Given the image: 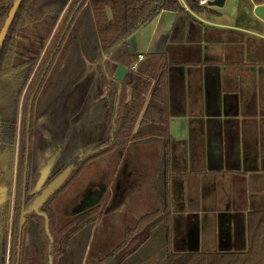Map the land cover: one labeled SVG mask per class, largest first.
<instances>
[{
  "label": "trees",
  "instance_id": "16d2710c",
  "mask_svg": "<svg viewBox=\"0 0 264 264\" xmlns=\"http://www.w3.org/2000/svg\"><path fill=\"white\" fill-rule=\"evenodd\" d=\"M184 1L191 11H204V7L198 4L199 0ZM13 2L0 0V29ZM161 9L175 11L182 17L187 15L185 7L178 0H22L0 49V189L5 188V194L8 195L11 185L10 168L17 143L18 104L25 86L24 120L18 145L20 184L23 182L21 170L26 143L25 117L33 93L32 105L38 96L53 95L56 98L54 101L60 100L59 107H46L41 115L36 114L34 121L31 118L30 124L33 125L30 133H33L34 140L40 133L39 129L44 128V121L62 114L60 127L71 114L70 109L76 106L81 113L72 124L73 129L69 133L63 130L61 134L67 135V144L73 141L80 143L77 152L83 153L84 144L94 134L97 145L103 143L108 147L96 150L91 157L102 155L122 144L159 137L163 140L165 154H168L172 89L176 87L180 90L183 72L175 68V73H171L174 68L168 66L165 53H149L144 54L146 57L139 62L136 71L129 69L123 82H115L111 78L118 64L130 67L137 59L138 54L128 51L127 37L154 18ZM178 23H175L174 36L182 29ZM104 56L107 58L103 59ZM103 87L109 90L101 99ZM104 102L105 105L101 106ZM71 103L73 107H70ZM59 127L54 124L53 128H47L51 132L48 135L58 133ZM39 153L38 149L32 151L31 179H27L29 187L34 186L40 167L52 154L49 151L44 156L43 150L40 154L45 158L40 160ZM166 161L158 164L159 172L162 170L165 174L164 189L169 172L168 159ZM158 181L161 184L157 177L155 185H158ZM158 194L161 204L138 217L123 241L126 243L132 233H140L143 235L142 245L149 244L150 240L156 242L154 250L136 264H155L165 254L169 264H264L263 210L247 213L239 232L243 244L239 243L232 250L184 251L173 239L174 234H180L183 230L181 220L174 213L182 211L186 201L184 192L171 194L164 191L160 194L159 191ZM17 197L11 222L9 264H15L21 192H17ZM190 199L194 202L192 197ZM170 201H173V205ZM98 213V208L87 211L56 229L54 217L48 212L50 236L44 231L42 217L35 213L31 216L33 220H29L27 216L22 233L20 264H49V256L52 264H80V258L75 256L73 249L74 237L91 225ZM8 220V205L0 206V241L7 232ZM30 221L38 225L36 234L29 228ZM128 255L113 263L122 264ZM0 264H3V258H0Z\"/></svg>",
  "mask_w": 264,
  "mask_h": 264
},
{
  "label": "crops",
  "instance_id": "0c3cea01",
  "mask_svg": "<svg viewBox=\"0 0 264 264\" xmlns=\"http://www.w3.org/2000/svg\"><path fill=\"white\" fill-rule=\"evenodd\" d=\"M179 1L187 15L161 9L133 35V50L156 51L173 20L182 26L164 48L171 73L183 72L169 106L164 190L203 200L196 209L186 205L201 217L200 250L210 240L230 245L212 251L232 250L247 213L264 211V21L254 13L264 0H225L197 13Z\"/></svg>",
  "mask_w": 264,
  "mask_h": 264
},
{
  "label": "flooded vegetation",
  "instance_id": "af4514ba",
  "mask_svg": "<svg viewBox=\"0 0 264 264\" xmlns=\"http://www.w3.org/2000/svg\"><path fill=\"white\" fill-rule=\"evenodd\" d=\"M64 11H65V8L64 10H62V12L60 13L58 17V20L56 22L57 26L59 22L61 21ZM26 87L27 86H25L22 92V95L20 97V101L18 104L17 143L15 146L14 155L12 157V165H11L12 167L10 168L11 185L8 191L9 192L8 195L5 194L6 191L4 190L3 191L1 190V192L3 193L0 194V197L5 196V199L0 201V206L3 207V206L8 205V208H9L8 229L5 234L4 239L0 241V258L1 259L3 258V264H9L10 246H11L10 244H11V234H12L11 222L15 214V210H16L17 198H18L17 192H21V203H20V211H19L20 213L21 208H22V203H23V199H22L23 192H25L24 207L27 208L29 205L28 204L29 201L31 199L33 200V198L36 196V194H31V192H42L43 189H45V187L53 179H55L60 173H62L63 171L67 169L70 170V173L68 177L66 178V180L63 182V184L59 188L53 191L54 193L39 208L41 212H45L46 214L49 212L54 217V225L56 229L64 226L65 224L73 220L75 217L87 211L91 212L95 210L96 208H98L100 212L98 213L97 219L94 220L91 225L93 224L96 225L95 222H97L98 219H100L99 221H102L101 224H103L102 226H104L106 220L108 219L107 217H104L105 212L102 213L103 206H102L101 200L104 197L106 201L108 202L106 204V211L112 208L114 212L120 211L123 207H126L128 203L133 201L131 200L133 199L131 197L127 199L130 194H133L134 196V194L136 193L137 195V192H140L144 189H148L150 191L151 200L157 205L155 208H157L161 204V199L158 194L159 189L158 191L156 190L155 184H156L157 177H159L160 182H162V186H161L162 189L160 191V194H162L165 191L163 187V180H164L165 174L162 170H160L159 172L158 164L163 163V162L167 163L166 159L168 158V154H165V150L163 148V140H161V143L159 145L160 147L158 146L157 148L158 151H156L154 147V143L156 142L155 139L153 140L146 139L142 141L122 144L121 146L117 148L104 152L102 155L91 157L90 155L93 152H96V150H99L100 148L104 150V149H107L108 147L107 144H103V143L102 145H99V144L97 145L96 144L97 142H94L95 141L94 139L96 138L94 134H92L91 137L88 138L89 141H86V143L84 144L85 148L83 149V153H79L76 150L77 148L80 147V143H75L73 141L67 144V141H66L67 135H62L59 132L58 133L54 132L53 135L51 134L48 135L51 132L46 130L47 128H53L54 124L56 125V127H59L58 126L59 120L62 118L61 113H60L61 115L51 117V119H47L49 120L47 122L44 121V128L42 127L39 129L40 133L36 136L37 139L35 138L34 140L33 133H30V128L32 127L33 123L32 125L30 123L32 119L34 121L36 114L41 115L44 109L48 107L49 104L52 103V101L56 99L55 96L53 95H45L41 98H39L38 96L34 101V105H32L33 96H34V93H33V96L29 100V103L27 106L26 117H25L27 126H26V143H25L24 162H23V168L21 170V173L23 175V178H22L23 182L20 184L19 183L20 169H19V158H18V145H19V135L22 130L21 127H22V123L24 120L22 116V113H23L22 107H23V95L26 91ZM59 106L60 105H56V107H59ZM67 113H69V110L67 111ZM48 124H51V125H48ZM34 149L35 150L38 149L40 153H42V151L44 150V156L45 154H49V151H51V153L53 154L47 157L45 165L47 164V162H51V165L47 171L44 182L41 184V186L37 190H36L35 184L34 186L29 187V183L27 182V179H31L30 165L32 164V160H33L32 151L34 152ZM143 151L151 152L152 154H154L153 160L148 161L145 165H142L138 159L140 154L143 153ZM157 152L159 153V155H157L158 154ZM40 153H39V158L41 160V158H45V157ZM53 156H55L54 159L50 161V159L53 158ZM97 160H98V168L95 169V171L94 170L92 171L91 169L94 165V162ZM111 162H113L112 167L107 168L105 164L106 163L110 164ZM168 164H169V160H168ZM45 165H43L42 168L40 167L39 169L40 173L44 169ZM82 175H84L82 182L76 185L77 187L72 188L71 186L73 185V183L79 180ZM73 186H75V184ZM62 192H75V195L73 193L72 195H69L68 201H70V206H69L70 208H69V211H67V215H64L66 218L64 220L65 222L63 224H60V222L57 221L58 216L54 212V209L52 207V202L55 201L56 197L58 195L60 196ZM170 193L172 194V192ZM170 200H173V198H170ZM170 202L173 205V201H170ZM196 208H197V204L195 202L194 205L192 206V209H196ZM178 213H174V214L176 215L178 214L179 219L182 220V226H183L185 217L182 215V213L180 212ZM33 214H35V212H31L27 214L26 217L29 216L28 219L33 220L31 218ZM19 217H20V214H19ZM135 223L131 226H127L124 229L122 238L111 247L112 249L111 248L106 249V247L104 249L103 247L101 251H99V249L101 248V243H98L97 241H95L94 235L90 233L91 231L89 232L90 225H88L85 229H83L84 232L83 231L80 232V236L83 237V241H84V242L83 241H80V242L83 243L84 246L88 247L87 249L88 251L84 255L85 250L84 252H80L79 249H76V246L79 244V242H77L75 247H73L75 256H78L80 258V264H83V263L86 264L87 262H89V264H102L103 262L102 260L105 257L107 258L113 257L114 260H112V264H114L115 263L114 261L123 260L125 254H129L126 257L127 258L126 260L128 261L131 260L132 264H136L146 255L151 253L155 248L154 246L156 245V242H154V240H150L149 244L145 245V246H149V252L146 253V249L141 248L142 246L141 240L143 239L142 237L143 235L140 233L139 234L134 233L133 235V233L131 232L133 236L131 235V238L126 243L123 242L125 240L126 232L128 230H131L134 227ZM188 223H192V222H188ZM102 226H100V228ZM43 227H44V231L46 235L50 236V231L48 233L45 228V220H44ZM23 228H22V233H23ZM29 228L32 232H35L36 234L38 230L37 229L38 225L34 221H30ZM48 229L50 230V218H49V228ZM147 231L149 232V230ZM173 234H174V223H173ZM89 235L91 236V238L89 237ZM182 235H183V230L180 234H177V235L174 234L173 239L177 241L180 244L179 245L180 248H182V250L185 251L187 244L185 243V241H182ZM78 238H79V235L77 234L76 237H74V242L76 239L78 241L79 240ZM27 240L28 239L26 238V242ZM17 245H18V234H17ZM79 247H81V244H79ZM172 248H174L173 245H172ZM76 253H78V255H76ZM16 256H17V247H16V255H15V264H16ZM159 258L160 259L155 264H169V262H167V254L161 255ZM20 259H21V253H20Z\"/></svg>",
  "mask_w": 264,
  "mask_h": 264
},
{
  "label": "water",
  "instance_id": "95a60500",
  "mask_svg": "<svg viewBox=\"0 0 264 264\" xmlns=\"http://www.w3.org/2000/svg\"><path fill=\"white\" fill-rule=\"evenodd\" d=\"M225 0H209L208 1V5L207 6H215V7H220L223 5ZM22 0H14L7 17L5 18V21L3 23V26L0 29V49L3 45V42L5 40V37L8 33V30L12 24V21L20 7ZM254 13L256 16H258L259 18H261L264 21V4H259L257 6H255L254 8ZM178 19V16H177ZM148 23V22H147ZM145 23V24H147ZM175 21L173 20L169 27L167 28L165 34L161 37V39L159 40V44H158V48L155 51L152 52H148L149 53H165L166 50H164L166 42L169 40V37L172 36V34L175 32ZM145 24H143L141 27H143ZM140 27V28H141ZM138 28L135 32H133L129 37H127L126 39V44H127V48L128 51L130 53H134V54H139L138 52L134 51V47H133V35L135 33L138 32V30L140 29ZM171 38V37H170ZM165 55V61L169 62V59L167 57L166 54ZM107 56H104L103 59H106ZM143 60V59H142ZM142 60L138 59V55H137V59L136 61L133 62V64L130 65V67L125 66L123 64H118L114 70L113 75L111 76V78L113 79V81L115 82H123L127 72L130 70L132 71H136L138 69L139 66V62H141ZM74 86V85H72ZM73 89V88H72ZM102 94L100 95V98L103 99L105 98V94L107 93V91L109 90V88H102ZM119 91V89H118ZM60 100L57 101H53V103H50V109H54L57 108L56 105H58V102ZM67 100H65L63 103H65ZM105 102L103 103L104 106ZM48 106V107H49ZM70 107H73V104H70ZM74 106L73 108L70 109L71 114L68 115L66 118H68V120L65 118L64 121L65 123L63 125H60L59 129V133H62L63 130L65 133H69L71 132L72 129V124L74 123V121L77 119V117L80 115L81 111H78V107ZM65 108V107H64ZM63 108V109H64ZM66 109V108H65ZM55 156H53V158L50 159V161H52L54 159ZM51 165V162H47V164L45 165L44 169L41 171L38 179L36 180L35 183V187L36 190L41 186V184L44 182V179L46 177L47 171L49 169ZM70 173V170L67 169L65 171H63L62 173H60L55 179H53L46 187L45 189H43L42 192H31V194H36V196L33 198V200L31 201V203L28 205L27 208L24 207V199H25V192H23V203H22V208H21V212H20V217H19V229H18V245H17V256H16V264H20V253H21V245H22V228L25 224V218L26 215L31 213V212H35L38 215L42 216L45 220V228L46 231L49 233V217L45 212H41L39 210V208L44 204V202L54 193L53 191H55L57 188H59L63 182L66 180V178L68 177ZM1 190L6 191L5 188L0 189V194L2 193ZM5 196H1L0 197V201L4 200ZM100 212V211H99ZM182 215L185 217L184 220V225H183V235H182V241H185V243L187 244L185 251H199L200 247H201V217L200 214L197 212V210L191 211L190 209H186V211L183 212L182 210ZM178 215V214H177ZM181 215V214H180ZM182 222V220H181ZM188 222H192V223H188ZM174 223V221H173ZM205 221L203 218V222H202V226L205 225ZM203 230V229H202ZM203 239V236H202ZM49 264H52V259L51 256L49 257Z\"/></svg>",
  "mask_w": 264,
  "mask_h": 264
},
{
  "label": "rangeland",
  "instance_id": "374dc122",
  "mask_svg": "<svg viewBox=\"0 0 264 264\" xmlns=\"http://www.w3.org/2000/svg\"><path fill=\"white\" fill-rule=\"evenodd\" d=\"M154 139L156 141L154 143V147H155V150L158 151L157 148L160 145L162 138H158V139L154 138ZM152 144H153V142H152ZM157 155H159V153ZM153 157H154V154H152L151 152H144L143 151V153L140 154L138 159L142 165H145L148 161H152ZM156 159H157V157H156ZM105 165L107 168H111L113 165V162H111L110 164L106 163ZM97 168H98V160L94 162V165H93L91 170L95 171V169H97ZM83 177H84V175H82L79 180H77L75 183H73V185L75 184V186L72 185L71 187L72 188L77 187L76 185H78V184H80V182H82ZM72 193L75 195V192H62V194L60 196L58 195L56 197L55 201L52 202V207L54 209V212L58 216L57 221L60 222V224H63L65 222L64 220L66 218L64 215H67V211H69V208H70L69 207L70 201H68V197H69V195H72ZM194 194H195V192H188L189 197L186 196V198H185L186 201H185V204H183V208H182L183 212L186 211V209H187L186 205H187V207H190V206H193L195 203V201L193 202L191 199L188 200V198L192 197L194 200H196L197 207L198 206L200 207L203 204V200L201 198H199L198 194H197V196ZM130 197L133 198V199H131L133 201L128 203V205L126 207H123L118 212L117 211L114 212L112 210V208H110V210L106 211V204L108 202L106 201L105 197L101 200V203L103 206L102 213L105 212L104 217H107L108 219L106 220L104 226H102L103 224H101L102 221H99L100 219H98V221L95 222L96 225L93 224V225L89 226V232L91 231L90 233L94 235L95 241H97L98 243H101V248L99 249V251H101L103 247H104V249H105V247H106V249L111 248L116 242H118L122 238L124 229L127 226L133 225L135 223L136 219L138 218V216H140L144 212H147V211L154 209L157 206L151 200V193L148 189H144L140 192H137V195L135 193L134 196H133V194H130L127 199H129ZM197 200H198V202H197ZM225 200H228V199H225ZM111 211H113V212H111ZM222 213H225V212H222ZM224 216H226V215H224ZM224 225H226V223H224ZM100 226H102V227L100 228ZM223 230L226 231V229H224V228H223ZM221 234H223V233H221ZM78 235H79V238H78L79 240L78 241H77V239L75 240V245L77 244V242H79V244H81V247H79V244H78L76 246V249H79L80 252H84V250H85V252H84V255H85V253L88 251L87 250L88 247L84 246V244L80 242V241H83V237L80 236V232L78 233ZM90 235H89V237L91 238ZM227 245L228 246H225L224 248H222L223 247L222 244H218V248H217V245L214 243V240H210L208 242V248L207 249L210 251L216 250V249H218V250L219 249H229L230 245L229 244H227ZM141 248H145L146 253L149 252V246L142 245ZM76 255H78V253H76ZM112 260H114L113 257H108V258L105 257L102 260L103 261L102 264H112ZM88 261H90V260H88ZM83 262H84V260H83ZM86 264H89V262H87ZM122 264H132V261L126 260Z\"/></svg>",
  "mask_w": 264,
  "mask_h": 264
},
{
  "label": "built area",
  "instance_id": "2783aa9c",
  "mask_svg": "<svg viewBox=\"0 0 264 264\" xmlns=\"http://www.w3.org/2000/svg\"><path fill=\"white\" fill-rule=\"evenodd\" d=\"M208 1H209V0H199V3H198V4H199L200 6H207V5H208ZM143 58H144V54H143V53H139V54H138V59H139V60H142Z\"/></svg>",
  "mask_w": 264,
  "mask_h": 264
}]
</instances>
